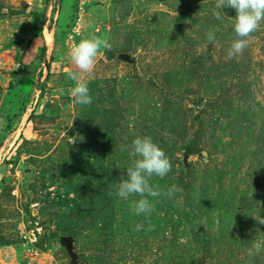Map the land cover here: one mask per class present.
Returning a JSON list of instances; mask_svg holds the SVG:
<instances>
[{"label":"rangeland","instance_id":"1","mask_svg":"<svg viewBox=\"0 0 264 264\" xmlns=\"http://www.w3.org/2000/svg\"><path fill=\"white\" fill-rule=\"evenodd\" d=\"M47 2L0 0V264H264V21L229 59L235 10L215 19L216 0H54L19 133ZM93 37L109 47L81 106L69 52ZM138 136L172 163L150 184L181 189L140 216L114 188Z\"/></svg>","mask_w":264,"mask_h":264},{"label":"clouds","instance_id":"2","mask_svg":"<svg viewBox=\"0 0 264 264\" xmlns=\"http://www.w3.org/2000/svg\"><path fill=\"white\" fill-rule=\"evenodd\" d=\"M224 8L235 10L233 30L237 39L233 41L227 52V58L231 59L243 52L247 46V38L258 29L261 21H264V0H216L213 11L215 19L220 20L225 16L222 12ZM207 39L214 40L215 34L209 32ZM108 47L106 40L97 37L83 39L72 46L69 56L72 65L78 71L69 69L67 75L70 80L75 82V86L70 92L75 104L85 106L92 103L85 74L91 75L100 49ZM120 148L122 152H127L132 157V161L126 168L123 177L115 183V195L122 200H128L130 196L140 197L131 206L134 215H147L154 210L148 197L164 195L172 198L176 192L181 190L172 185L166 192H161L150 184L151 177L156 176L163 179L172 169L169 157L152 141L151 137L138 136L133 139L130 146L121 145ZM73 194L75 195V193ZM255 220L258 224L264 225V219L259 215ZM142 228L143 225L137 224L134 230L140 231ZM262 247H264V241H256L253 244L256 252H259Z\"/></svg>","mask_w":264,"mask_h":264},{"label":"water","instance_id":"3","mask_svg":"<svg viewBox=\"0 0 264 264\" xmlns=\"http://www.w3.org/2000/svg\"><path fill=\"white\" fill-rule=\"evenodd\" d=\"M54 2V0H48L47 5L45 7L44 13H43V25H42V36L44 37L45 40V46H44V55H43V67H42V71H41V76L39 79V83L37 85V87L34 89L32 95L30 96L29 102L26 106V110H25V114L24 117L22 118L19 127H18V131L19 133L22 131V129L24 128V125L27 123L28 118H29V114L31 113V109L33 104H35L36 99L39 96V93L41 92L48 74H49V68H50V63H51V57H52V51H53V47L50 44V41L48 40L47 37H45V30L47 27V23H48V13L51 9L52 3ZM60 242L65 245L66 247V251L68 254H70V256L72 258H74V256L71 253V238L69 237H62L60 239Z\"/></svg>","mask_w":264,"mask_h":264},{"label":"crops","instance_id":"4","mask_svg":"<svg viewBox=\"0 0 264 264\" xmlns=\"http://www.w3.org/2000/svg\"><path fill=\"white\" fill-rule=\"evenodd\" d=\"M44 46H45V42H44ZM52 47H53V46H52ZM43 50H44V49H43ZM52 55H53V51H52ZM51 62H52V57H51ZM50 65H51V63H50ZM40 76H41V73H40ZM39 79H40V77H39ZM37 83H39V80L37 81ZM37 83H36V84H37ZM36 84H35V85H32V87H33V88H32V93H33L34 89L37 87ZM31 95H32V94H31ZM29 99H30V97H29ZM18 127H19V126H18ZM18 136H19V135H18Z\"/></svg>","mask_w":264,"mask_h":264},{"label":"trees","instance_id":"5","mask_svg":"<svg viewBox=\"0 0 264 264\" xmlns=\"http://www.w3.org/2000/svg\"><path fill=\"white\" fill-rule=\"evenodd\" d=\"M41 22L43 23V16L41 17ZM41 36H42V35H41ZM36 85H38V83H37Z\"/></svg>","mask_w":264,"mask_h":264}]
</instances>
